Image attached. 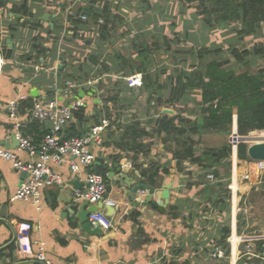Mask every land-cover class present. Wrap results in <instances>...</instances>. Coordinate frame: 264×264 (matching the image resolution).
<instances>
[{"label": "crops", "instance_id": "0c3cea01", "mask_svg": "<svg viewBox=\"0 0 264 264\" xmlns=\"http://www.w3.org/2000/svg\"><path fill=\"white\" fill-rule=\"evenodd\" d=\"M123 2L126 0H1L0 51L6 63L0 75V145L5 148L11 145L8 149L14 150L20 160L30 161L27 151L19 146L13 147V124L16 120L22 125L29 123L32 104L54 98L55 90L59 88L60 93L56 95L61 103L84 101L82 118L75 116L65 128V136H80L101 124L106 125V132L102 143L92 147L96 159L88 170L73 173L66 163L52 164L53 170L62 175L64 184L43 187L39 207L33 200L13 199L22 182V173L0 157V217L9 220L14 227L18 221L31 222V239L37 242L34 248L39 250V243H44L47 258L55 264H200L197 250L203 246L207 249L205 264H237L239 258L236 262L232 258V255H238L236 236L233 246L228 237L221 242L224 234H220L227 226L222 223V218L230 215L226 211L220 216L203 214L197 209L199 203L195 202L205 201V188H208L204 181H197L198 167L187 159L180 164L173 153L181 148L176 144L173 148L166 147L162 140L166 134L153 132L154 122L161 114H168L163 112L166 107L161 108L160 114L154 111L153 116L157 119L150 124L147 101H102L99 84L104 76H118L124 69L126 74L140 73L131 67V62L110 67L104 72L99 64L86 58L94 20L105 16L106 10L110 14H114L115 9L125 10L126 7L121 5ZM156 2L164 5L162 0ZM135 5L128 7L135 10ZM84 14L86 19L81 17ZM9 36L11 40H8ZM68 82L76 85L69 92L64 91ZM15 99L20 101V109L17 119H12L8 103ZM28 102L30 106H25ZM131 124L151 135L137 138L131 142L134 147L129 148L120 144V138ZM42 126L47 130L49 125ZM37 138H34L35 142L40 143L43 137L40 141H36ZM124 143H127L126 139ZM115 163L122 165L132 177L133 184L152 186L156 191L153 201H160L157 193L165 184H170V201L163 211L151 204L134 206L128 199L127 188L120 182L119 172L115 169L114 177H110V167ZM98 169L105 171L108 196L118 203L117 207H105L113 220V227L102 230V234L83 230L77 216L68 213L71 209L78 211L81 208L84 201H74L75 190L85 189L87 172H97ZM155 171L158 173L152 178ZM220 182L218 187L224 185L221 179ZM197 190L202 192L197 195ZM144 195L145 192H140L136 197L144 198ZM12 238L9 225L0 221V247ZM259 238L264 235L253 237ZM209 246L224 250V257L213 258ZM230 246L232 255L229 260ZM257 259L264 264L261 258ZM0 264L44 262L26 257L19 251L16 241L0 251Z\"/></svg>", "mask_w": 264, "mask_h": 264}, {"label": "rangeland", "instance_id": "374dc122", "mask_svg": "<svg viewBox=\"0 0 264 264\" xmlns=\"http://www.w3.org/2000/svg\"><path fill=\"white\" fill-rule=\"evenodd\" d=\"M162 1L164 5L156 0H126L124 4H121L126 7L125 10L120 8L115 9L114 14L113 12L109 15L105 14L101 17L102 24L100 18L97 17L94 20L95 26L91 27L93 33L89 35V54L86 58L93 64H99L102 69L105 66L112 69L125 59L127 61L125 65L131 62L133 69L143 68L140 73L148 76L150 85L146 86L143 79L141 86H131L127 81L131 73L126 74L127 71L124 69L118 76L106 75L100 80V96L102 101H147L150 124L157 119L153 116L154 111L155 114H160L162 107L174 112L168 113L170 116L181 114L192 121L184 124L189 129L187 135L193 136L196 140L199 139L195 154L201 158V162H188L198 167L197 181H204L208 187L205 188L207 190L205 201L195 202V204L199 203L197 209L203 214L208 212L209 215L219 216L226 211L230 216L222 218V223L231 229L227 236L228 240L236 236L237 251L239 248L241 251L237 264H261L257 258L244 253V245L240 247V241L242 235L253 237L264 235V161L239 157L238 144L241 142L234 144L233 141L234 135H240L236 110L231 127H221L213 124L208 119L209 114L203 112L199 89L188 90L178 103L168 101H175L171 90L179 75H190L197 69H204L205 65L212 60L227 62L224 65L233 70H247L264 77V55L254 54L245 63H239L233 58L229 49L230 45H234L254 51L257 44L262 41L264 23L254 33L242 35L239 32L244 28L241 20L227 23L213 21L212 26L206 24L204 17L196 13L203 9V6L198 4L199 0H195L199 5L195 8H191L185 0ZM134 3L135 10H132ZM212 3L213 0H205V5L208 7H212ZM128 21L134 23L128 24ZM144 22L147 25H144ZM206 44L211 47L220 46L222 50L219 53L203 55L200 49ZM132 87L137 88L132 89ZM141 106L143 107L142 103ZM110 115H112L111 112ZM177 123L179 124L178 120ZM195 124L200 127L199 133L196 134L192 130ZM252 131L253 133L250 131L252 134L249 132L243 135L249 137L244 143L249 146L258 141H264L263 131L257 129ZM162 140L165 141L166 147H175L174 138ZM220 148L229 149L230 155L216 162L211 151L217 152ZM235 153L237 161L234 158ZM208 173L214 174V180L208 178ZM220 179L224 185L221 184L218 187L221 183ZM199 191L202 192V190ZM199 191L195 193L198 195L201 193ZM220 235H223V231ZM259 239L264 240V238ZM252 243L257 245L255 242ZM255 248L258 251V246ZM214 249L215 247L209 246L208 251L212 252ZM205 250L207 249L204 246L197 250L200 264L206 263L204 262ZM231 250L230 246L229 260L232 255Z\"/></svg>", "mask_w": 264, "mask_h": 264}, {"label": "trees", "instance_id": "16d2710c", "mask_svg": "<svg viewBox=\"0 0 264 264\" xmlns=\"http://www.w3.org/2000/svg\"><path fill=\"white\" fill-rule=\"evenodd\" d=\"M185 1L191 8H195L199 5L203 6V9L196 11V13L198 16H203L205 23L209 26H212L214 22L227 23L233 20H241L243 21L244 28L239 32L242 35H250L264 23V0H213L212 7L206 6L205 0H199V5L196 3L197 0ZM105 14L109 15L110 13L106 10ZM205 42H207V40H205ZM229 49L233 58L239 63H245L246 60L254 54L263 56L264 33L262 41L257 44L254 51L246 48L241 49L234 45H230ZM221 50L222 47L220 46L211 47L206 44V46L200 49V52L203 55H208L211 53H219ZM126 62L127 61L124 59V62L120 64L124 66ZM225 63L227 62L212 60L205 65L204 69H197L190 75H179L180 77L174 83L171 90V94L174 95L175 101L168 102L178 103L181 98L186 95L188 90L199 89L201 90L203 112L209 114L208 119L212 121L213 124L216 126L220 125L221 127H231L236 110L238 132L242 135H234L233 141L234 144H237L240 141L246 140L247 137H243V135L248 134L252 130L257 129L264 132V77L252 74L247 70L238 71L230 69L224 65ZM104 69L105 72H108L110 67L105 66ZM142 69V67H139L138 70L142 72ZM143 79L145 85L150 86L146 74L143 75ZM25 106H30V103H26ZM81 112H83V108L75 112V116L78 119L82 118L80 115ZM188 122L192 121L183 117L181 114L175 116L161 114L153 125V132H156L158 135L165 133V140L167 138H174L177 146L181 148L173 153V157L178 158L180 164L185 159L192 162H201V158L195 154V147L199 143V139L196 140L193 136L187 135L189 129L184 123ZM42 125V123L32 119L29 123L22 125L21 130L26 135L31 134L34 138L38 137L36 141H40L41 137H43L47 131L42 128ZM192 130L194 134L199 133L200 127L195 124ZM150 135L151 133L144 129L137 128L135 124H131L121 136L120 144L132 148L134 146L131 145L133 144L131 142H135L139 137ZM125 139L127 143H124ZM247 149L248 145L246 143L241 142L238 144V155L240 158L250 160ZM211 154L214 160L219 162L230 155V150L220 148L217 152L211 151ZM165 170L168 172V169ZM97 172L105 176V171L98 169ZM157 173L158 171L153 172L151 177L154 178ZM228 226L230 225L228 224ZM230 232V227L223 228L224 236L221 238V242L226 241ZM256 243L258 251H261L264 240H258Z\"/></svg>", "mask_w": 264, "mask_h": 264}, {"label": "built area", "instance_id": "2783aa9c", "mask_svg": "<svg viewBox=\"0 0 264 264\" xmlns=\"http://www.w3.org/2000/svg\"><path fill=\"white\" fill-rule=\"evenodd\" d=\"M2 8L0 0V9ZM86 19L84 14L81 16ZM103 20L100 19V23ZM5 57L0 51V75L4 71ZM127 81L131 86H141L143 82V74L135 73L128 77ZM76 88V85L68 82L67 88L64 91H71ZM60 88L55 90V97L51 99L37 100L32 104L30 118L42 124H48V129L45 132L40 143H36L32 135H26L21 130L22 124L16 120L13 124V135L20 141L19 149L27 151L31 160L24 162L19 159L17 153L0 145V157L12 163L13 168L20 172H27L29 176L21 182L13 194L14 200L27 201L33 200L34 204L39 207L41 201V190L46 186H63V177L59 172L52 168V164L66 163L69 170L73 173H80L83 169H89L94 165L96 156L92 147L102 143L104 140L106 125L93 126L90 131L80 136L68 137L64 135L65 128L75 119V112L84 106V101L78 99L70 103H61L58 95ZM20 109L19 100H11L8 103L9 116L12 119H17ZM12 134V133H11ZM263 162V161H260ZM214 174L209 173L208 178L214 180ZM85 189H76L74 195L75 202L87 201L90 204L101 205L98 210L89 214L88 221L93 228H100L104 231L111 230L113 220L105 211V207H117L118 203L108 196V187L106 177L96 171H89L85 177ZM17 231L18 249L28 258L38 259L46 264H55L47 258L43 244L39 243L40 248L36 250L34 244L37 243L31 239V231L33 225L29 221H18L15 223ZM260 239L240 241L244 245L245 254L255 258H261L264 263V245L262 251L256 250L252 242ZM231 246L234 245L232 237L229 238ZM241 254L238 249V258ZM225 252L221 248H215L211 256L213 258L224 257Z\"/></svg>", "mask_w": 264, "mask_h": 264}, {"label": "water", "instance_id": "95a60500", "mask_svg": "<svg viewBox=\"0 0 264 264\" xmlns=\"http://www.w3.org/2000/svg\"><path fill=\"white\" fill-rule=\"evenodd\" d=\"M85 13V11L83 12ZM47 18V17H45ZM12 37L9 36L8 40H11ZM164 113H174L172 110L165 108ZM89 131V129L87 130ZM85 131V133L87 132ZM253 133V131H251ZM250 132V133H251ZM251 133V134H252ZM244 137V136H243ZM247 137V136H246ZM247 139H249V137H247ZM246 139V140H247ZM246 140L240 141V142H245ZM13 147H17L20 144V141L16 138L15 135H13ZM11 145H7V148H10ZM247 154L249 156L250 159L255 160V161H264V141H258L255 142L251 145L248 146L247 149ZM115 169L116 171L119 172L120 174V182L122 183V185L124 187L127 188V196L128 199L133 203L134 206L138 207V206H147L149 204H151L153 207L155 208H159V210L163 211L164 206L169 203L170 199V184H165L164 188L162 191H159L157 194L159 197H161V200H155L153 201V197L155 196V189L152 186H148L146 184L143 183H139V184H133V179L132 177H130L128 175V173L123 169L122 165H120L119 163H115L112 167H110V177L113 178L115 175ZM29 176V173L27 172H23L22 173V181L25 180L27 177ZM74 183L76 184L77 181H74ZM146 193V195H144V198L142 197H136L139 193ZM100 207L99 204H90L89 202L85 201L84 203H82L81 208L76 211L75 209H71L70 211H68V213H74V215L77 216L79 223L82 226V229L85 231H88L89 233H98V234H102V229L100 228H93L92 224L88 221V217L89 214L93 211L98 210ZM0 221L6 223L7 225H9V227L12 230V234H13V238L6 243L4 246L0 247V251L11 246L12 244H14L17 241V231L15 229V227L10 223L9 220L0 217ZM45 264V263H44Z\"/></svg>", "mask_w": 264, "mask_h": 264}, {"label": "bare ground", "instance_id": "6f19581e", "mask_svg": "<svg viewBox=\"0 0 264 264\" xmlns=\"http://www.w3.org/2000/svg\"><path fill=\"white\" fill-rule=\"evenodd\" d=\"M242 239H246V240H252L253 239V236H245V235H242ZM236 259H237V255H234L233 256V261L236 262Z\"/></svg>", "mask_w": 264, "mask_h": 264}]
</instances>
